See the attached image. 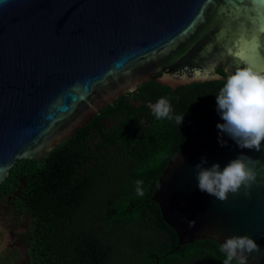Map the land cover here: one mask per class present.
Returning <instances> with one entry per match:
<instances>
[{
  "label": "water",
  "instance_id": "95a60500",
  "mask_svg": "<svg viewBox=\"0 0 264 264\" xmlns=\"http://www.w3.org/2000/svg\"><path fill=\"white\" fill-rule=\"evenodd\" d=\"M244 66L264 72V0H0V183L142 82H225ZM217 123L167 161L150 200L178 246L247 235L260 248L248 264H264V142L221 147ZM241 153L257 173L247 197L199 191L201 156L223 169Z\"/></svg>",
  "mask_w": 264,
  "mask_h": 264
},
{
  "label": "trees",
  "instance_id": "16d2710c",
  "mask_svg": "<svg viewBox=\"0 0 264 264\" xmlns=\"http://www.w3.org/2000/svg\"><path fill=\"white\" fill-rule=\"evenodd\" d=\"M223 84L142 82L39 160H17L0 183V205L21 227L24 264H223L213 241L178 246L150 200L167 161L218 114ZM161 97L173 117L184 115L180 125L155 118L150 105Z\"/></svg>",
  "mask_w": 264,
  "mask_h": 264
},
{
  "label": "clouds",
  "instance_id": "9594fccd",
  "mask_svg": "<svg viewBox=\"0 0 264 264\" xmlns=\"http://www.w3.org/2000/svg\"><path fill=\"white\" fill-rule=\"evenodd\" d=\"M215 102L223 121L216 125L220 146H227V141L223 138L227 136L240 149L261 152L264 142V72L248 66L238 67L227 76L215 96ZM150 107L157 120L175 119L178 125L183 122L184 115L173 117L169 98L161 97ZM207 163L206 157L201 156L199 163L194 166L200 192L213 196L220 202L226 201L230 193H239L241 188L244 189L245 197L250 194L248 189L257 180L256 171L249 166L250 158L241 153L229 160L223 169L218 163L204 167ZM136 183L140 185L142 182ZM137 192L143 195L139 187ZM220 250L226 254L223 264H233V261L236 264H248L249 255L258 253L260 248L247 235H233L221 244Z\"/></svg>",
  "mask_w": 264,
  "mask_h": 264
},
{
  "label": "rangeland",
  "instance_id": "374dc122",
  "mask_svg": "<svg viewBox=\"0 0 264 264\" xmlns=\"http://www.w3.org/2000/svg\"><path fill=\"white\" fill-rule=\"evenodd\" d=\"M21 227L14 226L4 206L0 205V258L8 259V264H24V247L15 241V234Z\"/></svg>",
  "mask_w": 264,
  "mask_h": 264
}]
</instances>
